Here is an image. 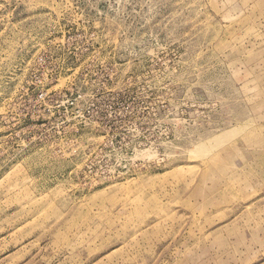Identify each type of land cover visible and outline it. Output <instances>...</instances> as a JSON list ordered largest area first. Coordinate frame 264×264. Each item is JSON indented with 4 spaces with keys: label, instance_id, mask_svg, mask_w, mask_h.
Instances as JSON below:
<instances>
[{
    "label": "rangeland",
    "instance_id": "rangeland-1",
    "mask_svg": "<svg viewBox=\"0 0 264 264\" xmlns=\"http://www.w3.org/2000/svg\"><path fill=\"white\" fill-rule=\"evenodd\" d=\"M0 264H264V0H0Z\"/></svg>",
    "mask_w": 264,
    "mask_h": 264
}]
</instances>
